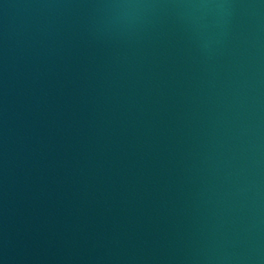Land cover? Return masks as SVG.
<instances>
[{"label":"water","instance_id":"water-1","mask_svg":"<svg viewBox=\"0 0 264 264\" xmlns=\"http://www.w3.org/2000/svg\"><path fill=\"white\" fill-rule=\"evenodd\" d=\"M0 264H264V0H0Z\"/></svg>","mask_w":264,"mask_h":264}]
</instances>
